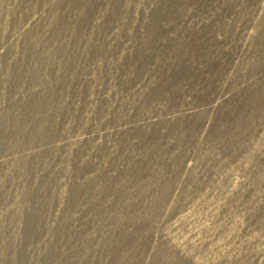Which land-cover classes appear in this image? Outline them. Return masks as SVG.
Here are the masks:
<instances>
[{"label":"rangeland","instance_id":"rangeland-1","mask_svg":"<svg viewBox=\"0 0 264 264\" xmlns=\"http://www.w3.org/2000/svg\"><path fill=\"white\" fill-rule=\"evenodd\" d=\"M0 264H264V0H0Z\"/></svg>","mask_w":264,"mask_h":264}]
</instances>
